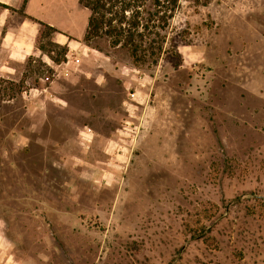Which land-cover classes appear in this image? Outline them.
<instances>
[{"label":"rangeland","instance_id":"1","mask_svg":"<svg viewBox=\"0 0 264 264\" xmlns=\"http://www.w3.org/2000/svg\"><path fill=\"white\" fill-rule=\"evenodd\" d=\"M23 1L0 0V264H264V0H110L137 53L85 39L83 0Z\"/></svg>","mask_w":264,"mask_h":264},{"label":"trees","instance_id":"2","mask_svg":"<svg viewBox=\"0 0 264 264\" xmlns=\"http://www.w3.org/2000/svg\"><path fill=\"white\" fill-rule=\"evenodd\" d=\"M28 0H24L23 3L26 4ZM112 1V0H111ZM110 0H83V5L91 10V14L89 16L88 25L86 29L85 39L89 40L93 36L99 35L101 32H105L107 35H109L112 39L113 45L122 44V41L124 40V43L127 42L131 44L133 53H137L139 47L135 43L134 40V33H131L129 36H127L125 39H122V35L124 34L125 29L122 27H117V25H113V21L115 20L114 17H106V13H113L112 6L108 7V4L113 5V3ZM159 5L161 4V0H156ZM0 7L4 8H10L9 5L5 3L0 2ZM128 9L125 7L124 12H126ZM31 19L35 20V18L30 17ZM40 24L39 33L43 32L44 30H52V32H60L57 30L53 25H50L49 23L43 21V20H36ZM122 22V20H121ZM135 27L137 24H134ZM48 30V31H49ZM42 48V47H41ZM58 61V59H55Z\"/></svg>","mask_w":264,"mask_h":264},{"label":"crops","instance_id":"3","mask_svg":"<svg viewBox=\"0 0 264 264\" xmlns=\"http://www.w3.org/2000/svg\"><path fill=\"white\" fill-rule=\"evenodd\" d=\"M1 1H3V2H6V3H7L9 0H1ZM32 1H33V0H29V3H28V5H30Z\"/></svg>","mask_w":264,"mask_h":264}]
</instances>
